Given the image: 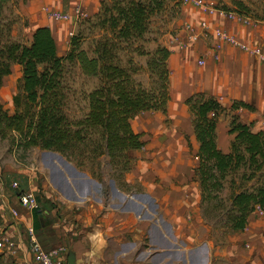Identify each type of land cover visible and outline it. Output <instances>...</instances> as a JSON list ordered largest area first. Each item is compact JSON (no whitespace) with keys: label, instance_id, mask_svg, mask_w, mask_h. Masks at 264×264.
Returning a JSON list of instances; mask_svg holds the SVG:
<instances>
[{"label":"trees","instance_id":"trees-1","mask_svg":"<svg viewBox=\"0 0 264 264\" xmlns=\"http://www.w3.org/2000/svg\"><path fill=\"white\" fill-rule=\"evenodd\" d=\"M11 1L0 0V89L13 65L20 67L21 77L12 96L13 113L0 103V140L23 152L32 148L61 155L76 152V167L106 156L109 165L120 170L118 178L123 177L134 167L130 153L145 146L132 121L146 112L166 115L170 100L171 51L159 44L147 51L144 44L150 41L145 35L152 18L163 13L169 3L179 13L184 0H101L98 12L82 24L94 18L105 35L88 53L80 48L78 31L69 38L62 56L48 27L36 28L28 44L9 39L16 21L4 18V10ZM233 7L223 6L222 10L245 15L240 2ZM122 52L123 57L148 56L151 86L136 82L135 75L142 67L132 59L121 63ZM68 67H77L83 76L98 80L87 94V113L75 122L66 116ZM184 105L198 144L193 178L200 189L201 217L210 234L217 228L222 235L242 232L250 215L264 209V132H253L250 125L232 116L227 133L233 138L229 150L223 152L216 137L217 116L225 110L220 102L197 92L187 97ZM240 108L254 110L240 101H234L230 110ZM101 180L98 178L100 184ZM227 180L230 194L225 200L220 194ZM39 215V209L32 212L35 231L40 227Z\"/></svg>","mask_w":264,"mask_h":264},{"label":"crops","instance_id":"crops-1","mask_svg":"<svg viewBox=\"0 0 264 264\" xmlns=\"http://www.w3.org/2000/svg\"><path fill=\"white\" fill-rule=\"evenodd\" d=\"M100 1L12 0L4 14L13 17L16 20L15 29H22L28 38H31L36 28L48 27L55 39L58 54L61 46L62 56L68 50L69 38L76 34V24L78 28L80 20L76 23L72 17L67 22H55L47 17L43 8L72 15L79 7L92 16L98 11ZM184 5L190 6V3ZM202 17V22L210 27L216 26L208 21L210 17ZM193 23H186L183 30L193 32L194 29L189 25ZM221 23L224 26L226 24ZM228 25L231 24L228 22ZM233 26L237 27V35L243 40L260 42L264 46V26L251 28L237 23ZM173 40L171 46L167 47L171 51L168 67L172 103L184 104L187 97L201 92L217 99L226 112L228 110L241 123L250 125L253 132H264V66L231 47L222 61H214L208 56L203 59L204 65L197 68L195 61L202 58L189 49L192 44ZM199 52L201 54L203 50ZM10 77L11 74L3 83L9 81ZM1 90L3 92V86L0 93ZM13 95V92L5 95L0 103L12 108ZM234 101L244 102L254 110L240 108L232 111L230 108ZM219 124L217 122L218 135ZM134 131L139 132L138 128ZM231 138L227 134L218 147L227 151ZM194 168L186 165V160L182 159L168 173H161L160 183L153 185L144 182V193L140 194L123 193L111 182V199H117L118 203L107 206L100 199L85 201L76 197V204L81 203L88 210L87 218L76 219L77 264H264V215L257 210L248 218L244 231L228 235L226 244L214 247L201 217L200 189L193 178ZM3 176V179L0 176V180L6 185V176ZM142 177L141 168L136 165L127 175V185L142 180ZM94 184L98 187L97 183ZM8 208H13V202L5 198L3 204H0V222L4 223L0 226V232H4L7 227L5 213ZM78 209L76 207V211ZM19 214L20 222L9 227L14 237L21 236L19 228L22 220L27 222L32 219V213L22 207ZM0 264L37 263L28 245L21 242L0 253Z\"/></svg>","mask_w":264,"mask_h":264},{"label":"rangeland","instance_id":"rangeland-1","mask_svg":"<svg viewBox=\"0 0 264 264\" xmlns=\"http://www.w3.org/2000/svg\"><path fill=\"white\" fill-rule=\"evenodd\" d=\"M206 1H211V3L219 9H222L223 6L234 9V3L240 2L243 6L241 12L256 23L254 26H264V0ZM172 5L173 4L169 3L163 13L152 18L148 33L145 35V39L150 42L144 44L145 49H147V51H153L157 44L169 47L172 44V39H175L173 41L182 40L183 42L192 44L189 49L194 50V52L198 54V57L202 59L208 56L211 57L214 39L210 33L205 32L201 28V23L203 21L201 20L203 19L201 16H204V14L191 3L190 6L182 5L179 13L176 12L177 10L175 8H172ZM77 9L78 13L73 14V20L76 21V23L80 20L78 28L76 24V31H79V35L81 36L80 48L90 53L95 42L101 36L105 35V32L103 29H100L97 20L94 18L82 24L86 17L91 16V13L85 12L79 7ZM4 18L8 21L15 20L13 17L10 18L5 14ZM187 21L191 23L196 22L189 24L191 28L194 29L193 32L188 33L186 30H183V26L189 23ZM208 21L216 25L214 27L230 30L235 35L239 34V32H236L237 27L233 26V23L230 22L231 25L229 26L226 20L221 21L210 17ZM220 21L226 22L225 26ZM15 26L16 25H12L9 31V39L11 41L28 44L30 42L28 35L19 27L15 29ZM254 26L250 27L252 28ZM106 36L109 37V34ZM259 44L261 45L260 42ZM60 47L59 45V55L61 53ZM261 47L264 50V46L261 45ZM201 49L203 52L200 54L199 50ZM229 49H231L229 46H224L221 49L219 61L223 60ZM123 55L124 52L119 55L121 63L122 61L126 62L128 59H132L131 61L133 64L142 67V70L135 75L134 79L136 82H139L143 87L151 86L153 77L150 76L146 68L148 56L138 57L130 54V57H123ZM195 67L198 68L201 66L195 61ZM67 69L66 84L69 97L66 116L70 122H75L87 113V94L98 85V80L93 77L83 76L77 67H68ZM20 73V67L13 65L9 81L5 80L3 83V92L1 90L0 99L12 92L13 94L16 93V86L21 77ZM170 101L171 103L168 102L166 115H162L159 112H147L140 114L133 120V130L138 128L139 132L137 133L142 134L145 146L141 150L131 153L134 160L133 169H135L136 165L139 166L143 177L142 180H136L129 186L127 185L126 179L127 175L130 174L133 169L123 177L118 178V175L121 174L120 170H115L114 167L110 166L106 156L96 158L95 160H85L82 166L76 167V152L74 153L75 155H61L56 152L42 151L38 148H32L29 151L23 152L11 149L7 141L0 140V171H2L0 172V176L1 179H3V175L6 176L4 178L6 180V185H4L3 189L5 191V197L13 202V208L18 212L21 206L18 204L15 196L17 192H27L35 197L38 209L40 210L38 218L40 227L37 231L34 229V232L37 240L44 249L51 250L61 248L64 252L65 260L69 249L75 252L76 219L80 217L85 219L88 213L86 207L83 208L84 205H80L81 203L76 204V197L85 201L100 199L103 205L107 206L114 202L118 203L117 199H111V182H114L123 193L128 195L140 194L144 193V187H142L144 182L153 185L160 183L162 179L160 176L161 173L171 170L172 166L182 162V159L186 160V165L189 164L192 168L196 166L198 144L194 139L187 108L183 103H172L171 98ZM3 106L9 114L13 113V104L12 108L4 104ZM231 118L232 115L228 110L227 112L224 110L222 114L217 116V122L220 123L219 135L216 132L217 145L222 143L223 139L227 136ZM98 178L99 180L102 178L101 184L98 182ZM112 178L115 179V181H113ZM93 181L97 183L98 187L95 186ZM228 181L229 180L225 183L224 189L220 194V197L225 200L228 199L230 194ZM13 183H16L18 187H13ZM76 207H79L78 211H76ZM10 209L12 208L6 209L7 211L5 213L7 214V223L5 221L7 227L5 230L8 232L6 233L5 230L4 232H0V238L2 236L7 237L8 241H11L14 247L21 242L28 245L26 227L29 226V224L33 226L32 219L27 222L22 220L21 228H19L21 236L18 237L16 235L14 237V235L9 232V227L15 226L18 221L12 220L9 213ZM203 223L205 225V221H203ZM206 223L212 225L210 220L206 221ZM3 225L4 223L1 221L0 226ZM205 226L207 227V225ZM221 233L222 231L220 228H217L213 232L211 231V234L209 231V239L212 240L215 248L226 244L228 235H222ZM6 248L9 249L8 246H6Z\"/></svg>","mask_w":264,"mask_h":264},{"label":"built area","instance_id":"built-area-1","mask_svg":"<svg viewBox=\"0 0 264 264\" xmlns=\"http://www.w3.org/2000/svg\"><path fill=\"white\" fill-rule=\"evenodd\" d=\"M193 2V3H192ZM185 3H191L195 5L197 8H199L200 12L204 14L205 17H213L215 19L219 20H226L227 22L233 23V24H240L243 26H254L256 23H254L250 18H248L245 15H240L234 12H226L222 9L217 8L213 5V3L208 2L206 0H184ZM43 11L47 15L48 18H50L52 21L55 22H67L71 20L73 17V14L78 13V9L74 11L72 15L64 14L59 11L52 10L48 7H44ZM203 30L211 32V35L214 39V47L211 54V57L214 61H219L220 58V51L224 46L234 47L237 50L241 51L242 53L252 57L255 59L258 63L264 66V50L262 49L261 45L258 42H248L243 40L242 38L235 35L230 30L224 29V28H214L210 27L207 23L202 22ZM205 61L203 59H198L197 64L199 66H203ZM13 187H18L16 183H13ZM4 189V183L2 180H0V204H3V199H5V191ZM17 198L18 204L32 213L34 210L38 209V204L35 199V197L27 192H17L15 194ZM5 197V198H4ZM257 211L264 215V209H257ZM10 215L12 217V220L19 221L20 220V214L15 209H10ZM26 232L28 236V245H29V252L37 264H66L65 258H64V252L61 248L59 249H51L46 250L44 247L39 243V241L36 238L34 228L32 225L29 224V226L26 227ZM8 246L9 249H11L14 245L10 241H8L7 237L2 236L0 238V252L4 251Z\"/></svg>","mask_w":264,"mask_h":264},{"label":"water","instance_id":"water-1","mask_svg":"<svg viewBox=\"0 0 264 264\" xmlns=\"http://www.w3.org/2000/svg\"><path fill=\"white\" fill-rule=\"evenodd\" d=\"M66 264H77L76 254L72 249H69L67 252Z\"/></svg>","mask_w":264,"mask_h":264}]
</instances>
